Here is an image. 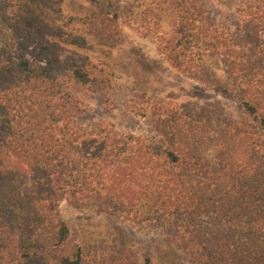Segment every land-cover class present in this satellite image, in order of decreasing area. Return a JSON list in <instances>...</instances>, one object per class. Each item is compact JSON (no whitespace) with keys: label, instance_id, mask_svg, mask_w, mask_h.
<instances>
[{"label":"trees","instance_id":"16d2710c","mask_svg":"<svg viewBox=\"0 0 264 264\" xmlns=\"http://www.w3.org/2000/svg\"><path fill=\"white\" fill-rule=\"evenodd\" d=\"M36 1L0 0V29L11 30L0 46V264L5 252L7 264H81L63 201L161 232L197 264H264V0L229 23L203 0L123 8L119 17L152 36L175 69L241 112L230 117L219 102L142 105L152 141L76 121L73 91L90 82L88 63L32 46L22 25Z\"/></svg>","mask_w":264,"mask_h":264},{"label":"rangeland","instance_id":"374dc122","mask_svg":"<svg viewBox=\"0 0 264 264\" xmlns=\"http://www.w3.org/2000/svg\"><path fill=\"white\" fill-rule=\"evenodd\" d=\"M223 23L237 18L248 2L255 0H203ZM37 0L22 33L33 45L54 47L61 61L88 63L90 82L76 83L74 94L79 110L76 121L87 129L111 127L121 134H134L149 141L154 138L150 119L139 114L142 105L157 101L171 105L219 102L226 114L237 118L239 108L219 92L188 78L156 50L152 36H146L135 22L125 23L123 8L134 0ZM117 15L118 17H115ZM164 17L162 26L168 28ZM10 29H0V46ZM224 78L222 65L207 59ZM95 75V77H94ZM214 154L213 151L210 152ZM23 187L33 192L26 178ZM60 213L70 239L78 245L81 264H197L186 251L161 232L135 226L122 218L63 201ZM24 227L31 215L20 212ZM30 222V223H29ZM10 261L4 253L3 263Z\"/></svg>","mask_w":264,"mask_h":264}]
</instances>
